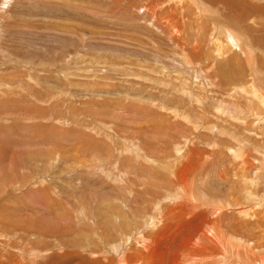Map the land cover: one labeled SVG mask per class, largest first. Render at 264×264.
<instances>
[{
    "label": "rangeland",
    "instance_id": "1",
    "mask_svg": "<svg viewBox=\"0 0 264 264\" xmlns=\"http://www.w3.org/2000/svg\"><path fill=\"white\" fill-rule=\"evenodd\" d=\"M247 1L241 14L264 16V1ZM148 2L0 0V263L52 264V249L57 253L54 264L81 263L70 261V253L91 264H149L150 257L163 264H188L185 253L192 255L188 260L193 264H264V108L254 122H246L237 120L235 109L227 114L220 107L250 103V87L244 82L249 73L240 74L232 53L211 63L203 52L204 60L194 53L195 59H188L191 66H180L185 62L177 52L188 50L189 41L194 47V38H170L150 29ZM229 8L221 12L222 7H214L246 29L251 41L264 45V36L255 34L259 24L242 22ZM248 27L256 29L251 34ZM146 70L153 82L138 78ZM188 71L194 76L201 72L202 89L196 93ZM177 73L183 84L175 83ZM167 74L172 84L163 81ZM221 77L225 83L219 85ZM176 138H184L187 150L204 152L206 158L192 179L196 190L191 195H197L199 207L191 213L196 218L192 222L166 195L171 176L156 171L159 162L172 169ZM122 190L132 191L133 197ZM171 207L176 212H169ZM160 230L164 232L156 236ZM202 231L205 238H200ZM27 234L48 245L26 252L22 243ZM211 235L221 238L218 245ZM136 236H147L150 247L132 242ZM171 236L179 242L169 245ZM162 238L167 240L157 250L153 242ZM201 246L211 255L200 257ZM140 255L144 257L138 259Z\"/></svg>",
    "mask_w": 264,
    "mask_h": 264
},
{
    "label": "bare ground",
    "instance_id": "2",
    "mask_svg": "<svg viewBox=\"0 0 264 264\" xmlns=\"http://www.w3.org/2000/svg\"><path fill=\"white\" fill-rule=\"evenodd\" d=\"M264 1V0H262ZM250 1H247V0H225V1H221V0H149V2L147 3V10L150 12V19H149V22L148 24L150 25V29H152L154 32H158V33H163L164 31L167 32V36H169L171 38V35H174L175 38L178 37V36H182V35H186L187 37H192L194 38L193 40V44H194V47H191L192 46V43L189 41V49L186 50V51H182L180 54L177 52V55H180L179 58H182L183 57V62L185 63H181L180 66L182 67H185L184 65H190L191 64L189 63L191 57L193 59H195V55L194 53L197 54V60H204L205 57H207V59L209 60L210 59V63H211V59H214L216 57V60L218 61H221L222 57L226 56L228 53H232L233 56L232 58L237 62V64L240 66V68L242 69V72L240 71V74H242L243 72H248L249 74H247L244 78V82L246 83V88L249 86L250 90H246V96H249L251 101H255V104L253 102L250 101V103L247 105V106H241V107H235V106H232V105H228V106H225L227 104H224L222 105L221 103V108L222 110H225L223 112H226L227 114H231L232 112H234V109L238 112V118L237 120L241 119V120H244L246 122H252L251 119L253 120H256L257 119V115H258V112L261 111V109L264 108V72H261L258 70V67L259 66L262 70H264V45L262 44V42L260 40H257V39H253V41H251L247 35V33L245 32L246 29L244 28H241V27H238L236 23H233V22H229L228 19L224 18V17H221L214 9V7H222L221 9V12L227 8H229L228 6L231 5V11L236 13V14H240V17H241V21L244 22V23H248L249 21L250 22H254V25L256 26L257 24H259V28H254V27H248V31L249 33L252 34V32L254 31V29H256V32L255 34H259V35H263L264 36V21H260L261 19L264 20V16H261L260 19L259 17H257V14H254L253 17L252 16H247V14H241V10L242 9H245V4L248 3ZM242 5V6H241ZM240 6V7H239ZM261 6V5H260ZM239 7V8H238ZM263 7V6H261ZM238 8V9H237ZM234 9V10H233ZM263 13H264V7H263ZM252 14V13H250ZM258 18L257 20H255V18ZM253 24V23H252ZM214 37V39L212 40V38ZM205 46H207V49L209 50L207 53H206V49H205ZM256 47V48H253V47ZM258 48V49H257ZM259 48H260V51H262L261 53H259ZM205 50V53H204V50ZM262 49V50H261ZM180 50V49H179ZM190 52V54L188 53ZM202 52L203 54H205L204 56H201L202 55ZM255 60L257 61V66L255 64ZM194 61V60H193ZM196 62V61H195ZM193 62V64L195 63ZM187 63V64H186ZM192 63V62H191ZM203 63V62H202ZM192 64V65H193ZM206 64V63H205ZM199 65V64H198ZM194 66V65H193ZM197 66V65H196ZM200 66V65H199ZM207 66V65H206ZM212 66V65H211ZM214 66V65H213ZM203 67V66H202ZM201 67V68H202ZM217 67V66H216ZM181 68V67H180ZM188 68V67H187ZM190 68V67H189ZM200 68V69H201ZM206 68V67H205ZM194 69V68H193ZM203 69V68H202ZM189 69H186L185 71H187ZM206 70V69H205ZM211 70V67L208 71ZM191 71H192V68H191ZM190 71V72H191ZM201 71V70H200ZM203 71V70H202ZM130 72V71H129ZM180 72V71H179ZM205 72V71H204ZM201 72L199 73H195V76H194V73H189L188 71V74H187V77L190 78V86H191V89L194 90L193 93H196L197 91H200L202 88H201V83L199 82L201 79L198 80V76H200ZM178 74V73H177ZM205 74V73H204ZM214 74V73H213ZM206 75V74H205ZM210 75V74H209ZM171 74H167L166 77L168 78V80L164 79L163 81L165 82H169L170 84H172L171 82H173V80H171ZM215 76V75H214ZM136 77V76H135ZM174 81L175 83H177L178 81L182 82V84L184 83V78L181 77V74H178V77L177 75H174ZM203 77V75H202ZM205 77V76H204ZM203 77V78H204ZM219 77V76H218ZM138 78H144L146 79L148 82H153L152 79V75L150 74L149 71H144L143 73L140 74V76ZM192 78H194L195 80V83L192 81ZM205 78H209V77H205ZM215 78V77H214ZM184 79V80H183ZM210 79H211V76H210ZM143 80V79H142ZM207 80V79H206ZM213 80V79H212ZM202 81V80H201ZM205 81V80H204ZM211 81V80H210ZM215 81V80H214ZM216 82L219 84V85H222L223 83H225V80L221 77L219 79L216 80ZM162 85L164 82H161ZM160 83V84H161ZM192 83V84H191ZM165 84V83H164ZM174 84V83H173ZM188 84V83H187ZM209 84V83H208ZM213 84V83H212ZM167 86L166 87H170L169 84H166ZM186 85V84H185ZM183 85V86H185ZM164 86V85H163ZM216 86V85H215ZM165 87V88H166ZM174 87V86H173ZM210 87V86H209ZM217 87V86H216ZM181 88V87H180ZM188 89V88H187ZM230 89V88H228ZM232 89V88H231ZM177 90V89H176ZM228 93H225L226 95L228 94H231V92L227 91ZM191 95L190 92H187ZM206 92H203V94H205ZM198 94V93H197ZM196 95V94H194ZM205 96V95H203ZM191 97V96H189ZM193 97V96H192ZM208 97V95H207ZM222 97V96H221ZM195 98V97H194ZM234 98V97H233ZM197 101V100H196ZM224 103V102H223ZM240 103V102H239ZM206 104V103H205ZM229 104V103H228ZM219 108V107H218ZM235 111V112H236ZM222 112V111H221ZM236 112V113H237ZM225 114V113H224ZM234 114V113H233ZM176 115V114H174ZM231 116V115H230ZM194 123V122H193ZM193 126V125H192ZM196 126V125H194ZM193 126V127H194ZM199 126V125H198ZM185 138V137H184ZM178 139L176 138L177 140L175 141L176 142V145L179 146L177 148H175V151H176V157L173 159L172 163L170 166H173L172 169L170 170L168 167H166V163H161L159 162L157 164V169L156 171L161 174V176H171V181H168L166 182L165 184L168 185L167 186V191H166V195L171 198L172 202L174 205H176V208H179L178 211L183 213V216L189 220L188 222H192V221H195V217L192 216V212L194 211L196 213V211L198 210V206H197V201L196 200L197 198V195H195V198L194 196L191 195V190H193L195 188V184L193 182V178L197 176V172L200 170V167L203 165V161L206 160V158L204 157L205 153L202 152L200 154H194V152L191 150H187L184 145L185 143H187L188 141L185 140V139ZM188 144V143H187ZM183 149V151H181V147ZM187 147V146H186ZM134 148V147H133ZM229 151V150H228ZM184 152V154L182 153ZM120 155H122L123 153H125V150L119 152ZM186 153V154H185ZM231 154V152H230ZM238 152L236 153V156H237ZM232 155V154H231ZM240 155V153H239ZM169 158V157H168ZM168 158H163V161L164 162H167L169 159ZM239 159V158H238ZM247 159V158H246ZM149 160V159H148ZM201 160V161H200ZM51 163H49L48 165L49 166H52L54 160H50ZM151 162V160H150ZM244 162V161H243ZM247 162V161H246ZM83 167V165L81 166ZM236 168V167H235ZM67 169V168H66ZM158 169H162L159 170ZM234 169V168H233ZM164 170H167L168 172L165 174V175H162L163 171ZM240 170V169H239ZM242 170V169H241ZM262 171V170H261ZM200 172V171H199ZM246 172V171H245ZM249 172V171H248ZM151 174V173H150ZM154 174V173H153ZM240 174V173H239ZM123 175V173H122ZM199 175V174H198ZM238 175V174H237ZM263 175V174H262ZM122 178L121 176V173L118 175ZM148 176V175H147ZM221 176V175H220ZM223 176V175H222ZM239 177V176H238ZM224 179V178H223ZM120 181H124V180H120ZM118 181V182H120ZM225 181V180H223ZM132 185V184H131ZM234 185V184H233ZM119 186H121L119 184ZM165 186V185H164ZM132 187V186H131ZM130 187V188H131ZM129 188V189H130ZM166 188V187H165ZM133 190V189H132ZM196 190V189H195ZM195 190H193L195 192ZM124 192V194L128 197H133L132 195V191H125V190H122ZM192 192V193H194ZM135 193V192H134ZM133 193V194H134ZM152 193V192H151ZM199 193V192H198ZM136 194V193H135ZM139 194V193H138ZM158 194V193H157ZM195 194V193H194ZM160 197V196H159ZM167 197V198H168ZM157 198V197H156ZM161 198L164 199V197H162L161 195ZM168 198V200H170ZM237 198V197H236ZM127 199V198H126ZM140 200V199H139ZM161 200V199H160ZM158 199V201H160ZM167 200V199H166ZM170 201V202H171ZM160 205V204H159ZM200 205V204H199ZM203 205V204H202ZM201 205V206H202ZM161 206V205H160ZM208 206V205H206ZM172 208V207H171ZM170 208V211L169 212H173V208L171 209ZM209 208L206 207L204 209H207ZM160 209V208H159ZM212 210V208H210ZM210 209H208L207 211V214H206V218H208V212H210ZM214 209V208H213ZM176 210V209H175ZM174 210V211H175ZM202 212L204 211L203 209H201ZM200 210V211H201ZM219 210V209H218ZM217 211V210H216ZM176 212V211H175ZM219 212V211H218ZM221 212V210H220ZM201 213V212H200ZM203 213V214H204ZM215 213L214 211L212 212V214ZM174 214V213H172ZM176 214V213H175ZM198 215V214H197ZM217 215V214H216ZM144 216V215H143ZM173 216V215H172ZM175 216V215H174ZM211 216V214L209 215ZM215 217V216H214ZM217 217V216H216ZM169 218V216H168ZM171 218V217H170ZM204 218V217H203ZM213 218V216H212ZM131 219V218H130ZM170 220V219H169ZM168 220V221H169ZM184 221V219H183ZM204 219L202 220V223H203ZM170 222V221H169ZM185 223V222H184ZM198 223V222H197ZM205 223V221H204ZM166 224V223H165ZM190 224V223H188ZM209 223H207L208 225ZM212 224V223H211ZM214 224L216 225L217 223L214 222ZM169 225V224H168ZM186 225V224H185ZM195 225V224H193ZM212 224V226L210 225V227L213 228V226H215ZM219 225V224H217ZM192 226V225H191ZM222 226V224H221ZM264 226V225H263ZM142 227V225H141ZM153 227V226H152ZM177 227V226H176ZM189 227V225H188ZM216 227V226H215ZM147 228V227H146ZM155 229V227H153ZM162 228V227H161ZM169 228V227H168ZM206 228V227H205ZM208 230H209V227H207ZM219 228V226L217 227ZM148 229L150 230V228L148 227ZM183 229V228H181ZM211 229V228H210ZM142 230V229H141ZM157 230V229H156ZM195 232H198L200 229L199 228H195L194 229ZM204 230V229H203ZM207 230V229H206ZM205 230V231H206ZM212 230V229H211ZM210 230V231H211ZM6 231V230H5ZM38 231V230H37ZM174 231H175V228H174ZM180 231V230H179ZM183 231V230H182ZM190 231V230H189ZM201 231V230H200ZM214 231V230H213ZM264 231V229L262 230V232ZM36 233H40L39 231L36 232ZM154 232V231H152ZM162 230H160L159 232H156V236H159L162 234ZM184 232V231H183ZM204 231H202L203 233ZM207 232V231H206ZM212 232V231H211ZM210 232V234H211ZM261 232V233H262ZM28 233V232H27ZM146 233V232H145ZM149 233V232H148ZM181 233V232H180ZM201 233V234H202ZM209 233V232H208ZM207 233V234H208ZM212 233H215V232H212ZM264 233V232H263ZM130 236L132 235V232L129 233ZM128 234V235H129ZM151 233H149L150 235ZM164 234V233H163ZM171 234H174L175 233H171ZM185 234V233H183ZM219 233H217L218 235ZM233 234V233H232ZM126 235V236H128ZM141 235V233H140ZM177 235V234H176ZM198 235V234H197ZM216 235V236H217ZM263 235V234H261ZM163 236V235H162ZM160 236V237H162ZM170 236V235H169ZM178 236V235H177ZM172 237L173 238V241L170 244H175L177 242H179V240L177 239L178 237ZM208 236H210L208 234ZM207 236V237H208ZM215 236V234H214ZM220 236V235H219ZM222 236V235H221ZM264 236V235H263ZM262 236V238H263ZM39 236H37L36 238H32V235H28L27 236H24L23 237V240H26V242H23L22 244H26V247L25 250L26 252H29V253H34L35 251L37 252L38 251V248L39 246L41 245V247H45V245L42 246V244H46L48 245L46 242L47 241H44V239L41 240V238H38ZM199 237V236H198ZM205 238L204 236V233L203 235L200 236V238ZM261 237V236H260ZM6 238V236L4 237ZM108 238L110 239V237L108 236ZM126 237L124 236L123 237V240L120 241L125 243L124 239ZM131 238V237H129ZM116 239V238H115ZM141 239V240H139ZM149 238H147V236H142L141 237H132L131 240L132 242H136V244L138 242H141V244L139 245L140 247H150V240H148ZM153 239V238H152ZM167 240V238H164ZM163 238L160 240L158 239L159 241L156 243V242H153V245L158 249H160V247L162 246L163 242L165 241ZM185 239V238H184ZM195 239V238H194ZM221 238H219L218 240H220ZM127 240V239H126ZM154 240V239H153ZM152 240V241H153ZM171 240V239H170ZM200 240V239H198ZM203 240V239H202ZM207 240V238H206ZM211 240L213 241V243L215 242L216 245H218V240L216 238L213 237V235H211ZM226 240V239H225ZM225 240H223L225 242ZM30 241V242H29ZM107 242H110L108 239H106ZM114 241V240H113ZM156 241V240H154ZM189 241V239H188ZM195 241V240H193ZM190 242L191 244L193 243ZM209 241V240H207ZM115 242V241H114ZM128 242V241H127ZM131 241L129 240L128 243H130ZM170 242V241H169ZM188 243V242H187ZM197 244H199L198 242H196ZM201 243V242H200ZM204 243V242H203ZM21 244V245H22ZM152 244V243H151ZM165 244V243H164ZM183 244V243H182ZM189 244V243H188ZM190 244V245H191ZM196 244V248L199 247L198 245ZM208 244V243H207ZM226 244V242L224 243ZM228 244V242H227ZM226 244V245H227ZM230 244V243H229ZM6 245L8 246V244L6 243ZM106 246H108L107 244H105ZM119 245V244H118ZM117 245V246H118ZM128 245V244H126ZM168 245V244H167ZM194 245V244H192ZM215 245V246H216ZM259 245V244H258ZM23 246V245H22ZM180 246V245H179ZM220 246V245H219ZM232 246V245H231ZM235 246V245H233ZM25 247V246H23ZM55 247V246H54ZM57 247V246H56ZM109 249H113L115 250L116 247H112V244L108 246ZM128 247V246H127ZM133 249L135 247V245L131 246ZM165 247V246H164ZM172 247V246H171ZM194 247V246H193ZM194 247V248H195ZM226 247V246H225ZM16 248V247H15ZM52 248V247H51ZM118 248V247H117ZM137 248V247H135ZM166 248V247H165ZM170 248V247H169ZM168 248V249H169ZM188 247L186 246L185 249H187ZM203 248V246H201L199 249H200V253L202 255H200V257H203L204 255H207L206 253H208V251L205 253L206 249H201ZM211 248V247H210ZM213 248V247H212ZM217 248V247H215ZM228 248H232V247H228ZM234 248H236L234 251L235 253L237 252V247L235 246ZM233 248V249H234ZM19 249V248H18ZM49 249V248H48ZM119 249V248H118ZM143 249V248H142ZM141 249V250H142ZM167 249V248H166ZM174 249H175V246H174ZM191 249V248H190ZM233 249H232V252H233ZM254 249V248H253ZM257 250V248H255ZM15 250V249H14ZM24 250V251H25ZM43 250V248H42ZM41 248H40V252L42 251ZM47 250V249H45ZM43 250V252L45 251ZM59 250V249H58ZM122 250V249H121ZM144 250V249H143ZM173 250V249H172ZM182 250V248H181ZM193 250V249H191ZM198 250V249H197ZM228 249L226 248L225 251H227ZM239 248H238V252H239ZM112 251V250H110ZM134 253L137 252L138 254V251L136 250H132ZM166 251V250H165ZM180 253V249L178 250ZM177 251V252H178ZM187 251H190V250H187ZM211 250H209L210 252ZM214 251V250H213ZM49 252V251H48ZM95 253V255H98V251H93ZM113 252V251H112ZM132 252V254H133ZM172 252V251H170ZM195 252V251H194ZM228 252H231V250L229 249ZM255 252V251H254ZM143 253V252H142ZM145 253V252H144ZM227 253V252H225ZM64 255L67 256L66 253H63ZM114 254V253H113ZM116 254V253H115ZM141 254V253H140ZM174 254V253H173ZM177 255H179L178 253H176ZM186 256L183 257V259L185 261L188 262V264H190L189 262H191V264H193V260H188V258L190 259V257L192 256L191 254L189 255L188 253H185ZM198 254H199V251H198ZM196 254V255H198ZM210 254V253H208ZM231 254V253H230ZM49 255H53L52 256V260L50 263L54 264V257L57 256V253L55 251H53L52 249L50 250V253ZM172 255V254H171ZM189 255V256H188ZM195 255V254H194ZM193 255V256H194ZM211 255V254H210ZM223 255V254H222ZM221 255V256H222ZM115 256V255H114ZM149 256V255H148ZM218 256V255H217ZM220 256V254H219ZM1 257V255H0ZM13 257V256H12ZM12 257H8L4 260H9L11 259ZM71 258H74V260H78V262L81 261V263L79 264H91V262H89V260L85 257V258H82L79 253L78 255L77 254H74L72 255L70 253L69 255V259ZM120 257V256H119ZM144 256L143 255H140L138 256V259L140 258H143ZM150 257V256H149ZM153 257H156V254L153 256ZM152 257V258H153ZM65 258V257H63ZM133 258V257H132ZM148 258V257H147ZM151 258V257H150ZM149 258V264H163L162 261L159 260V257L158 258H153V260L151 259L150 260ZM174 258H177V257H174ZM196 258V256H195ZM199 258V257H198ZM211 258V257H210ZM216 258V257H215ZM220 258V257H219ZM218 258V260H219ZM121 260V259H120ZM183 260V261H184ZM196 259H194L195 261ZM216 260V261H218ZM221 260H223L222 258L220 259V262ZM259 260H262L261 258ZM71 261V259H70ZM97 261H100L98 260L97 258ZM124 261V260H123ZM200 261V260H199ZM198 261V262H199ZM101 262V261H100ZM136 262H139L136 261ZM250 262L252 263V260H250ZM4 263L2 260H1V263L2 264ZM127 263V262H126ZM131 264V263H130ZM168 264V263H167ZM172 264H176V263H173ZM219 264V263H218Z\"/></svg>",
    "mask_w": 264,
    "mask_h": 264
}]
</instances>
